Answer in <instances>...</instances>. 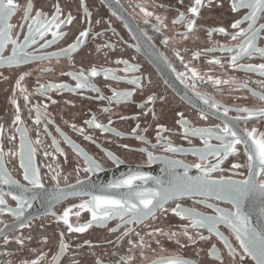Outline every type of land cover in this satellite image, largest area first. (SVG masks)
Here are the masks:
<instances>
[{
	"label": "flooded vegetation",
	"instance_id": "1",
	"mask_svg": "<svg viewBox=\"0 0 264 264\" xmlns=\"http://www.w3.org/2000/svg\"><path fill=\"white\" fill-rule=\"evenodd\" d=\"M14 3L18 8L9 23L15 26L11 30L12 39L18 43L24 42L27 25L33 22L24 18L29 3L33 5L32 17L37 10H42L49 18L55 11L54 5L59 4L60 20L65 23L60 29L53 25L43 37L36 35V43H27L25 51L30 53L27 62L12 66L0 63L3 74L0 75L2 166L13 180L28 189L26 195L31 203V207H25L21 218L28 226L21 228L13 211L18 201L13 200L12 195H19L22 189L0 184V198L5 201L0 204V264H24L26 261L31 264L41 253L44 256L40 264H160L163 259L176 257L191 264H220L208 255L213 244L223 264H256L251 256L240 260L243 251L226 225H220L219 230L235 249L234 257L206 228L188 229L194 237L196 233L210 237L203 241L197 239L192 243L181 235L190 221L177 217L171 209L180 204L210 216L215 214L217 207L234 210L227 200L217 199L215 195L189 193L173 197L164 206L167 212L158 211L155 218L149 217L142 224L125 225L114 218L105 224L92 222V227L83 233L68 231L63 220L57 219L65 209L72 208L69 223L73 227L90 222L91 213L73 205L89 200L91 195L119 196L129 191L126 187L109 188L108 185L132 173H144L165 184L174 180V173H184L183 166L172 169L167 161H182L189 166L218 164L217 171L211 173L214 179L220 176L235 180L247 178L248 159L243 143L235 145L236 152L222 162L221 157L215 155L202 161L194 150L205 149V137L194 135L193 130L218 132L216 126L223 128L227 123L245 138V130L256 129L257 138L264 134V116L239 111L246 108L255 112L264 108V100L260 99L264 95V75L258 68L251 71L231 63V57L239 51L244 40L243 35L236 40L231 38L239 31L231 25L249 10L233 12V0H213L211 6L204 0L205 6L201 7L198 17L188 12L194 0H184L183 4L179 0H14ZM181 12L186 18L173 23ZM69 13L73 18L71 23L66 21ZM191 19H195L196 24L189 32L187 25ZM249 23L253 22L245 20L241 24L246 32ZM261 25H264V15L258 14L254 27L261 29ZM220 27L225 33L212 31ZM85 30L89 35L81 38L82 43L76 50L63 54L61 49L75 43L79 33ZM57 31L63 34L54 38L52 32ZM255 44L264 48V29L260 30ZM12 47L9 43L2 50L3 54L10 56ZM197 53L199 56L194 58ZM216 60L220 63H215ZM250 64H264V56L252 52L238 57L237 65ZM93 68L98 73L95 77L91 76ZM81 71L98 91L75 87L77 80L73 75ZM21 75L24 79L17 87ZM132 80L138 82L132 84ZM217 80L221 82L217 84ZM61 84L67 87H48ZM114 91H131L133 95L126 102H115ZM149 97L153 99L149 101ZM108 98L114 102L109 103ZM17 106L20 121L14 124ZM37 108L39 124L36 123ZM225 109L228 110L226 116ZM93 117L115 131H104L88 124ZM80 129L84 130L83 134ZM65 136L73 143L65 142ZM29 143L34 149L32 165L39 169L43 189H34L24 180L21 159L23 157L27 163ZM208 143L213 147L220 144L214 136L208 138ZM73 145L96 160L100 168L85 171L88 165L83 156L74 151ZM170 148L177 151H170ZM149 153L154 157L151 162ZM233 164L241 167L233 169ZM187 172L188 176L200 175L195 167H189ZM54 176L56 180L52 179ZM57 181L60 190L76 187L75 194L50 208L48 193L58 191ZM134 187L143 190L159 186L150 179L146 183L137 181ZM32 196L35 198L31 199ZM76 212L80 213L78 217ZM251 219L257 224L258 216L253 215ZM157 228L177 236L169 239L168 235L154 232ZM126 231L128 235L124 236ZM17 237L24 239L23 245L16 242ZM61 241L67 245L63 251Z\"/></svg>",
	"mask_w": 264,
	"mask_h": 264
},
{
	"label": "snow or ice",
	"instance_id": "2",
	"mask_svg": "<svg viewBox=\"0 0 264 264\" xmlns=\"http://www.w3.org/2000/svg\"><path fill=\"white\" fill-rule=\"evenodd\" d=\"M184 0H179V3L183 4ZM213 0H207L208 6H211ZM204 5V0H194V3L191 7L188 8V12L192 14L193 17H198L200 13L201 7ZM18 5L14 3V0H0V63H5L9 66L12 65H20L27 62L30 59V53L25 51V47L27 43L30 41L31 43H36V35L44 36L46 31L51 30V27L54 25L57 29H60L61 24L65 23L64 20H60V14L62 12L59 4L54 5V13L51 18H49L48 14L43 12L42 10H37L35 16H31V11L33 5L29 3L25 8V19H31L33 22L27 25L28 32L24 36V42L18 43L16 39H12L11 30L15 27L11 23H9L12 15L17 11ZM231 8L233 12L238 11L239 9H247L249 10L245 16L241 17V19L236 20L231 27L233 29H239L238 32L232 34L231 38L236 40L239 36L243 35L244 40L241 42L240 49L237 51L235 55L231 57V63L233 65L239 67H246L251 71H255L257 68L260 71L261 75H264V64L259 65H237L238 57L244 53L249 55L252 52H258L261 56H264V48H259L256 46L255 41L257 40L258 35L260 34V30L264 29V25H261V29H257L254 27V22L257 19L258 14L264 15V0H233L231 4ZM143 10V9H142ZM148 16H151L152 13L146 12ZM185 13L181 12L177 20H174L173 23L182 22L185 19ZM72 16L69 15L66 17L67 23L72 22ZM159 20L160 18L157 17ZM252 21L253 23H249L247 32L244 28L241 27V24L245 21ZM196 24L195 19L189 20L187 25L188 31L191 32ZM20 27H24L21 25ZM212 31H218L220 33H225V29L223 27L212 29ZM61 32H52L54 38L62 35ZM89 35L88 31H82L79 33V36L76 38V42L70 44L67 48L61 49V52L65 55L70 54L72 51H75L77 46L82 43L81 38H86ZM211 35V32H209ZM11 43L12 52L11 55H4L2 50ZM50 43V42H49ZM228 51H232L231 48L227 49ZM209 51H211L209 49ZM199 56V53L195 54L194 58ZM182 59V58H181ZM215 63L219 64L220 61L216 60ZM126 63V62H124ZM193 75H196L195 69L192 70ZM0 75H3L0 73ZM98 73L95 68L91 70V76L95 77ZM107 78V77H106ZM7 79V77H5ZM24 79V75H21L16 82L17 87H20V82ZM73 79L77 80L75 87L77 89H92L93 91H98L95 89L87 75L83 71L79 72L77 75H73ZM113 79H116L113 76ZM137 80H132V84H136ZM219 84L221 81H215ZM228 81H224L227 83ZM44 88V85L40 86ZM51 88H66V85H49ZM133 95L131 91H114L113 97L115 98V102H126L129 97ZM100 99H105V97H99ZM28 97L25 96V100ZM109 103H113L114 100L112 98H108ZM149 101L153 98L149 97ZM203 99V97H201ZM261 100H264V95H261ZM16 103V101H13ZM207 103V100H205ZM216 107V105H213ZM104 111H108V109H104ZM227 109L224 111V115H227ZM239 111L248 112L249 115L259 114L260 116H264V108L258 109L253 112L249 109H239ZM182 115V114H181ZM203 118V117H202ZM121 119H125V117H121ZM20 121L19 115V107L17 106V115L13 123H17ZM36 123H40V113L39 108H37V120ZM88 124L94 125L98 129H103L104 131H115L114 129H109L105 127L104 124L96 121V118L93 117L92 120L87 121ZM111 123V121H109ZM73 129H75V125H72ZM137 127H139L137 125ZM219 131L213 132L211 129H195L193 130V134H199L205 137V149L194 150L196 153L200 155L202 161L206 160L209 155L220 156L221 161L227 158L228 155L234 154L236 152L235 145L243 143L246 147L247 159H248V175L245 179L235 180L232 177H224L220 176L218 179H214L211 173L217 171L218 164L213 165H204V164H195V165H183L182 161H167L172 169L177 166H183L185 171L182 175L174 173V180H170L167 184L163 181L149 177L144 173H132L128 175L126 178L108 185L109 188H122L126 187L129 191L125 193H121L119 196L114 195H91V198L87 201L82 202L79 205H73V207H78L81 210H87L91 213V221L88 223H84L82 225L73 227L71 223H69V215L72 213V208H67L63 211L62 216H58L57 219H62L64 224L68 226V231L70 232H78L83 233L90 227H92V222H96L97 224H105L108 220L119 218L125 225L131 224H142L149 217L155 218V214L158 211L167 212L164 206L168 203L170 199L173 197H179L183 195L191 194H205V195H215L217 199L227 200L234 210H225L222 208H215L214 215H205L203 213L196 212L194 209H188L182 207L180 204H176L174 208L171 209V212L174 213L177 217H180L183 220H189L190 223L185 225V230L182 232V236L186 237L192 243H195L196 240H205L210 237H205L203 235H199L198 233L194 235L190 234L188 229H199L206 228L207 231L211 235H215L222 241L225 248L228 249V254L230 256H235V249L232 244L223 236L220 232V225H226L228 229L235 235V239L239 242V247L243 251V255L240 256V260L243 261L244 256H251L256 264H264V179L260 177H264V134H260L259 138L256 135V129H252L251 132L245 130V136L239 135L229 124H224L223 128H220L219 125L216 126ZM2 131V128H0ZM81 134H83V129L79 130ZM133 133H135L136 129L134 128ZM120 135L119 132L116 133ZM214 136L216 140L220 142L217 147H213L208 143V138ZM24 133H22V141L21 148L25 147L24 144ZM65 142L72 144L73 142L65 136ZM85 139H90V137L85 136ZM137 139H142V137H137ZM249 141H251L249 143ZM39 142V141H37ZM53 143H56L53 141ZM74 151H76L79 155L83 156L85 163L88 165V168L85 171L89 170H97L100 168L99 163L89 157L85 152L79 149L77 146L73 145ZM170 151H177L175 148H170ZM0 153H2V149H0ZM34 153V149L31 148V144H28V159L27 163H25L23 157L21 159V167L24 169V180L28 181V183L34 189H43L44 183L42 182L39 169L35 168L32 165V155ZM47 155V153H46ZM110 155V154H109ZM149 162H151L154 157L151 153L148 154ZM195 167L200 171V175L198 176H188V168ZM240 164H233L232 168L237 169L240 168ZM52 179L56 180V177H52ZM155 180V183L159 186L157 189L144 188L143 190H137L134 185L137 181L147 182L148 180ZM77 183H81L77 181ZM0 184L7 185H16L20 189H22L19 195H12V199L18 201L17 209L13 210L14 215L18 220H20V227H27L28 224L21 219L24 216L25 207H31L30 198L26 195L28 192L27 188L19 185L18 181L13 180L10 175L7 173V170L2 166V155H0ZM57 189L58 192L63 194V190L59 189V181H57ZM86 195H90L89 193H85ZM35 196H32L31 199H34ZM59 198V197H54ZM5 201L3 198H0V204H4ZM208 207H212L211 204ZM53 216L56 213H51ZM77 217L80 215L79 212L74 213ZM253 215L258 216L257 224H253L251 217ZM127 217V219H125ZM131 231V230H129ZM154 232L159 233L161 235H168L169 239L176 237V233H164L163 229H154ZM63 234H61L62 236ZM124 236L128 235L126 231ZM137 235H139L137 233ZM148 235H152V233H148ZM6 242H7V238ZM31 239V237H28ZM142 240V238H141ZM16 242L20 245L24 244V239L17 237ZM85 243H88L87 241ZM131 244L132 242L129 241ZM159 243V241H157ZM176 243H180V240L177 239ZM61 250H65L67 245L61 241L60 245ZM208 255L213 257L216 260L220 261V264H223V258L220 257L217 253L216 245L213 244L208 252ZM44 254L36 259L31 261V264H40V260L43 259ZM55 259V257H54ZM123 259V258H122ZM131 259V258H129ZM24 264H28V262H24ZM99 264V262H97ZM160 264H191L190 261L186 259H182L180 257L172 258V259H163Z\"/></svg>",
	"mask_w": 264,
	"mask_h": 264
},
{
	"label": "water",
	"instance_id": "3",
	"mask_svg": "<svg viewBox=\"0 0 264 264\" xmlns=\"http://www.w3.org/2000/svg\"><path fill=\"white\" fill-rule=\"evenodd\" d=\"M75 189H76V187L75 188H71V189H65V190H63V194H61L58 191L49 192L48 193V198L50 200V203H49L50 208L52 206H54L56 203H58L59 201L64 200L65 198H68V197L74 195L75 194ZM54 197H59V198L57 199V198H54Z\"/></svg>",
	"mask_w": 264,
	"mask_h": 264
}]
</instances>
